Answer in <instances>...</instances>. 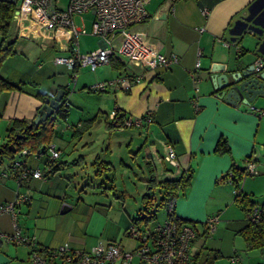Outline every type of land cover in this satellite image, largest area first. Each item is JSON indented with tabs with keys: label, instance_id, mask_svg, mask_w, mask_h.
I'll return each mask as SVG.
<instances>
[{
	"label": "crops",
	"instance_id": "obj_1",
	"mask_svg": "<svg viewBox=\"0 0 264 264\" xmlns=\"http://www.w3.org/2000/svg\"><path fill=\"white\" fill-rule=\"evenodd\" d=\"M13 1L10 38L5 41L14 40V54L2 63L0 77L23 84L20 89L0 91V144L13 119L31 121L39 113L42 99L37 92L54 98L59 89H65L69 104L67 117L61 118L58 127L55 121L51 140L60 151L55 160L67 163L63 170L47 174L43 159L19 153L14 160L40 168L42 177L26 178L18 187L11 161L0 163V172L8 174L0 175V204L11 201L17 191L30 197L17 212L22 232L35 236L40 247L67 242L73 248L88 249L99 242L116 241L123 249L134 250L138 240L125 230L131 218L139 216L141 197L147 190H141L139 203L131 206L135 196L119 188L115 173L109 170L115 171L114 155L119 154V164L132 171L133 164L143 172L141 178L133 171L137 188L136 180L145 183L147 178L144 159L149 156L160 178H177L189 167L194 171L190 185L175 203V216L194 222L197 230L189 246L193 264H264V247L248 248L239 232L247 224L244 210L248 204L235 200V187L222 179L227 171L244 166L246 157L255 152L263 172L249 176L253 177L249 181L242 178L237 185L251 203L264 205V115L251 108H264V97L249 106L226 102L212 93L215 76L223 71H211L216 63L226 64L227 71L264 59V0H149L146 19L133 28L160 53L175 54L177 60L167 67L140 70L114 56L93 70L82 66L91 72L77 69L74 82L79 81L81 89L119 76L138 78L132 79L127 91L107 86L102 91L74 89L72 93L68 89L70 70L54 62L55 56L69 53V34L65 29L51 33L33 27L21 11V0ZM85 14L92 16V24V12L74 13L72 19L88 31L84 23L76 22ZM96 37L98 45L93 49L102 45ZM2 40L0 36V44ZM113 108L124 115L149 111L151 120L135 127L107 129ZM88 124L89 129L77 131ZM219 140L225 141L227 151H215ZM165 143L175 150L177 165L163 162ZM144 147L148 153L142 155ZM130 156L131 164L127 163ZM159 193L160 199L163 191ZM151 195L157 203L153 191ZM161 210V216L154 211L157 222L166 217L163 205ZM210 219H214V228L208 233ZM0 229L10 231L9 214L0 216ZM0 264H32L29 246L0 239ZM48 264L62 261L55 258ZM109 264H122L121 258ZM129 264L147 263L135 255Z\"/></svg>",
	"mask_w": 264,
	"mask_h": 264
},
{
	"label": "built area",
	"instance_id": "obj_2",
	"mask_svg": "<svg viewBox=\"0 0 264 264\" xmlns=\"http://www.w3.org/2000/svg\"><path fill=\"white\" fill-rule=\"evenodd\" d=\"M149 0H67L66 5L60 6L59 0H21V11L31 19L33 27L44 29L54 33L65 29L69 34L68 51L66 55H57L54 62L64 64L70 70L71 81L74 82L77 69L81 66H89L92 70L98 65L108 63L112 57L118 56L140 70L167 67L177 60L175 54L166 56L160 53L154 44L133 28L134 25L143 22L147 17L145 5ZM206 13V10H203ZM92 12L93 21L90 30L73 23L74 13ZM81 33H89L98 36L102 45L96 49L81 53L78 45V36ZM257 66L262 65L260 58L255 60ZM199 61L195 66L198 67ZM133 74V73H132ZM138 76H119L114 80H104L88 86V89L102 91L107 86L117 89H128L132 79ZM69 106L64 102V108ZM251 108L264 115V108L251 106ZM119 115L117 108L109 113L112 120ZM150 112L141 115H125L117 128L133 127L150 121ZM51 158H57L60 151L50 144L48 146ZM27 150H22L26 153ZM172 145L165 143L162 160L170 165H177L178 158ZM13 168H19L22 162L13 160L10 164ZM259 156L252 152L245 159V164L239 170H229L223 180L233 184L235 193H240L237 185L240 177L259 173ZM7 176V172H0ZM41 178L42 173L38 168L22 167L15 177L19 187L27 177ZM176 197H171L166 202V217L157 222L151 229L139 231L136 225L129 226V232L138 240L134 250L123 249L121 244L112 241L108 243H96L88 249L73 248L64 242L57 247H41L37 244L35 236L22 232L17 222V212L21 204L30 202V197L19 191L11 200L0 204V216L10 215V231L0 229V239L13 244H26L29 246V258L32 264H48L52 259L60 258L62 264H109L119 257L122 264H129L135 255L139 256L147 264H193L189 255V246L197 234L195 226L188 221L179 222L175 218ZM245 218L248 222L264 220V206L249 204L245 208ZM207 232L214 228V219L207 224ZM234 259V258H233Z\"/></svg>",
	"mask_w": 264,
	"mask_h": 264
},
{
	"label": "trees",
	"instance_id": "obj_3",
	"mask_svg": "<svg viewBox=\"0 0 264 264\" xmlns=\"http://www.w3.org/2000/svg\"><path fill=\"white\" fill-rule=\"evenodd\" d=\"M14 8L15 2L13 0H0V36L3 39L0 44V67L7 57L14 54V40L5 41L11 25ZM22 84L23 82H13L0 77V91L4 89H20ZM125 90L127 91L128 89ZM36 95L40 99H43L45 97V94L41 92H37ZM65 101H67V99L66 90L64 89V94L61 97L60 104L55 111L56 117L54 119L48 118L43 124H32V126H29L32 120L25 121L21 119H13L11 121V124L7 128L5 141L0 144V163L4 160H7L11 161V164L15 156L21 153L22 155H34L36 158L43 159L44 164L48 168L47 174H55L63 170L67 163L65 161H56V158H51L48 146L51 144V140L55 136V121L58 118L65 119L68 115V106L64 108ZM124 116V114H119L114 119L107 121L105 123V127L107 129L117 127L120 124L122 117ZM90 125L91 124H88L87 127L78 128L77 131L81 130L83 132L87 130ZM24 149L27 150L26 153H22V150ZM227 150L228 147L225 144V141L219 140L215 146V151L225 152ZM144 163L147 170V178L145 179L147 191H145V193L141 197L142 206L138 210L139 216L131 218V224L136 225L139 231L151 229L157 223L154 210L152 209L153 205H156V203L154 202L155 198H153V196L151 195L152 191H154L156 188H159L163 191V196L158 200V204L165 207L166 202L169 198H177L179 194H182L187 189V187L190 185L194 172L193 169L189 167L181 171L177 178H160L158 176L157 168L151 157H146L144 159ZM165 163L170 166L168 162ZM9 167L11 168V171H13L14 178L19 174V168L20 170L22 167H29L33 169V167H30L24 163H22L19 168H13L11 165ZM242 178L243 177H240L239 180H241ZM235 200L240 203H244V206L247 204H252L248 196L245 193H242L241 189L240 193H235ZM175 218L179 222L189 221L186 219H180L177 216H175ZM190 222L195 225L194 222ZM129 226L126 228L125 233L131 235V233L129 232ZM239 232L245 238L248 248L264 247V220L255 223L247 221V224L242 229H240ZM43 249L44 248L41 247L40 250L43 251Z\"/></svg>",
	"mask_w": 264,
	"mask_h": 264
},
{
	"label": "water",
	"instance_id": "obj_4",
	"mask_svg": "<svg viewBox=\"0 0 264 264\" xmlns=\"http://www.w3.org/2000/svg\"><path fill=\"white\" fill-rule=\"evenodd\" d=\"M262 65L257 66L250 63L246 66H235L227 71L226 64H212L211 71L222 69V73L215 76V85L213 95L223 98L226 102L233 104L243 103L249 106L257 98L264 97V59ZM213 80V76L211 77ZM64 89H59L54 98L45 96L42 99V105L39 113L33 118L32 124H43L48 118L54 119L56 117V108L60 104ZM146 154L148 149L145 148Z\"/></svg>",
	"mask_w": 264,
	"mask_h": 264
},
{
	"label": "rangeland",
	"instance_id": "obj_5",
	"mask_svg": "<svg viewBox=\"0 0 264 264\" xmlns=\"http://www.w3.org/2000/svg\"><path fill=\"white\" fill-rule=\"evenodd\" d=\"M66 2H67V0H59V5L60 6H64V5H66ZM91 18H92V16L91 15H89V14H85L84 16H83V19L80 21L79 19H77L76 20V22L77 23H84L85 24V26L87 27V28H89L90 29V25H91ZM10 38V35L8 34L7 35V40ZM78 41H79V49H80V52L81 53H85V52H88V51H90L91 49H93V48H95V46H97L98 44H97V37L96 36H94V35H91V34H89V33H86V34H81V35H79V37H78ZM81 68H82V72H85L86 71V73H88V72H91V71H89L88 70V68H85V67H82L81 66ZM68 84H69V86H68V89H69V93H72L73 92V90L75 89L76 91L79 89L80 91H85V92H97V91H94V90H90V89H88V87L87 88H83V89H81V86H79L78 87V84H79V81L78 82H73V81H71V77L69 76L68 77ZM67 85V84H66ZM72 120V119H71ZM60 122H62V119H57V122H56V126L58 127L59 126V124H61ZM75 122V121H74ZM125 128H128V127H125ZM89 129V128H88ZM81 131V130H80ZM145 148L146 147H144V150L142 151V149L140 150L141 152H142V155L145 153ZM122 156H119V154H115L114 155V158H115V161H116V169H115V171H113V170H109L110 171V174H114V175H116V178H117V184H118V187L120 188H122V187H125V189L129 192V193H131V194H133L134 196H135V198H136V203L135 202H133V199H132V204H131V206H137V203H139V199H140V191L142 190V191H145V190H147L146 189V184L143 182V181H141V179L140 180H136V182H138L137 183V188L135 187V186H133L134 184H133V182H135V175H134V172L133 171H136V172H138V174L141 176V178L143 177L142 175H143V172L141 171V170H137V169H135V167H134V165L133 164H131V160H132V158H131V156L129 157V162H127V163H129V164H131V166H132V168H133V171H132V169H131V167L130 166H123L122 164H119V159L121 158ZM124 159H125V157H123ZM139 158H140V156H139ZM141 159V158H140ZM141 166L142 167H144V165H143V163L141 162ZM143 170H144V168H143ZM263 172V169H262V167L260 166V173H262ZM244 178V180H246V181H249V180H251L253 177H247V176H244L243 177ZM242 180V179H241ZM230 184V183H229ZM233 185V184H232ZM234 186V185H233ZM123 189V188H122ZM136 189L138 190L137 192H135L136 191ZM159 191H160V189L159 188H156L154 191H153V193L156 195V197H157V200H156V205L154 206L153 205V210L155 211V213H158L159 212V216H161L162 215V210H161V207H162V205H160V204H158V200H159V195H160V193H159ZM137 200H138V202H137ZM157 210H158V212H157Z\"/></svg>",
	"mask_w": 264,
	"mask_h": 264
}]
</instances>
